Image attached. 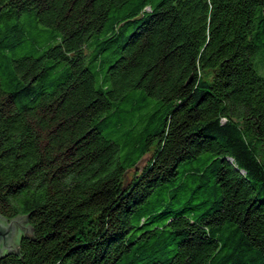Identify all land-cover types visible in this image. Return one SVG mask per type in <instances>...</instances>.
Segmentation results:
<instances>
[{
  "label": "trees",
  "instance_id": "16d2710c",
  "mask_svg": "<svg viewBox=\"0 0 264 264\" xmlns=\"http://www.w3.org/2000/svg\"><path fill=\"white\" fill-rule=\"evenodd\" d=\"M0 215V264H264V0H0Z\"/></svg>",
  "mask_w": 264,
  "mask_h": 264
},
{
  "label": "water",
  "instance_id": "95a60500",
  "mask_svg": "<svg viewBox=\"0 0 264 264\" xmlns=\"http://www.w3.org/2000/svg\"><path fill=\"white\" fill-rule=\"evenodd\" d=\"M22 222L25 220L21 217L7 219L0 215V262L7 254L18 253V243H13L16 227L18 225L22 233L28 230V227H23Z\"/></svg>",
  "mask_w": 264,
  "mask_h": 264
},
{
  "label": "rangeland",
  "instance_id": "374dc122",
  "mask_svg": "<svg viewBox=\"0 0 264 264\" xmlns=\"http://www.w3.org/2000/svg\"><path fill=\"white\" fill-rule=\"evenodd\" d=\"M149 156H150L149 154L146 155V156H145V157L139 162V166H140V167H143V166H144V164H145V162L148 160ZM132 173H133V170H130V171L128 172L129 177H131ZM22 224H23V227H27L25 222H22ZM21 235H22V230H21V229L19 228V226L17 225V227H16V231H15V237H14V239H13V243L17 244V243H18V240H19V238H20Z\"/></svg>",
  "mask_w": 264,
  "mask_h": 264
}]
</instances>
